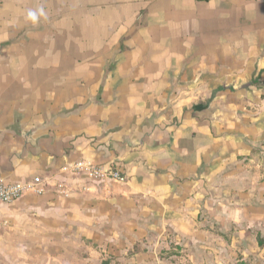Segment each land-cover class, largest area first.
I'll return each mask as SVG.
<instances>
[{"label": "crops", "instance_id": "crops-1", "mask_svg": "<svg viewBox=\"0 0 264 264\" xmlns=\"http://www.w3.org/2000/svg\"><path fill=\"white\" fill-rule=\"evenodd\" d=\"M0 173V264H264V0H0Z\"/></svg>", "mask_w": 264, "mask_h": 264}, {"label": "built area", "instance_id": "built-area-1", "mask_svg": "<svg viewBox=\"0 0 264 264\" xmlns=\"http://www.w3.org/2000/svg\"><path fill=\"white\" fill-rule=\"evenodd\" d=\"M64 174L73 177H83L89 181L98 182H124L126 176L116 167L98 165L91 161H80L72 167L64 169ZM46 182L36 177L28 182L11 183L0 173V207L13 204L28 195L43 196L46 192ZM68 195L66 191H60Z\"/></svg>", "mask_w": 264, "mask_h": 264}, {"label": "clouds", "instance_id": "clouds-1", "mask_svg": "<svg viewBox=\"0 0 264 264\" xmlns=\"http://www.w3.org/2000/svg\"><path fill=\"white\" fill-rule=\"evenodd\" d=\"M41 19H47V12L43 6L38 8H29L24 14V21L26 23H31L32 25L39 24Z\"/></svg>", "mask_w": 264, "mask_h": 264}, {"label": "trees", "instance_id": "trees-1", "mask_svg": "<svg viewBox=\"0 0 264 264\" xmlns=\"http://www.w3.org/2000/svg\"><path fill=\"white\" fill-rule=\"evenodd\" d=\"M206 1H208V0H206Z\"/></svg>", "mask_w": 264, "mask_h": 264}]
</instances>
